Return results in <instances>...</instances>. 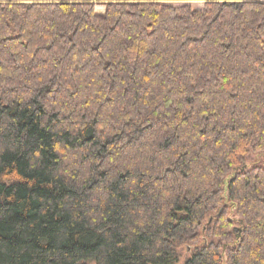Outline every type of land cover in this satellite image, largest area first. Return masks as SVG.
<instances>
[{"label":"trees","instance_id":"1","mask_svg":"<svg viewBox=\"0 0 264 264\" xmlns=\"http://www.w3.org/2000/svg\"><path fill=\"white\" fill-rule=\"evenodd\" d=\"M91 1L0 0V264H264V0Z\"/></svg>","mask_w":264,"mask_h":264},{"label":"rangeland","instance_id":"2","mask_svg":"<svg viewBox=\"0 0 264 264\" xmlns=\"http://www.w3.org/2000/svg\"><path fill=\"white\" fill-rule=\"evenodd\" d=\"M207 1H209V0H160L159 2L168 3V4H170L172 6H176V7L184 6V5L188 4V5H191L194 9L202 10L204 3H206ZM247 1H260V0H247ZM91 2L96 4L95 11H96V13L101 15L105 10V7L103 4H108V3H111L113 1L94 0ZM258 161H264V154L250 153L248 160H247V166L250 167L252 162H258ZM187 255H188V253L186 251L183 252V256L181 258V263H182L183 258ZM90 264H94V263L92 262Z\"/></svg>","mask_w":264,"mask_h":264},{"label":"water","instance_id":"3","mask_svg":"<svg viewBox=\"0 0 264 264\" xmlns=\"http://www.w3.org/2000/svg\"><path fill=\"white\" fill-rule=\"evenodd\" d=\"M207 2H214L213 0H209V1H207ZM216 2H219V1H216Z\"/></svg>","mask_w":264,"mask_h":264}]
</instances>
